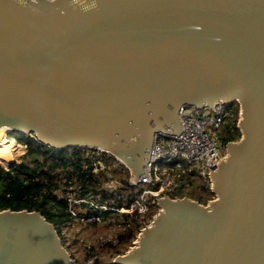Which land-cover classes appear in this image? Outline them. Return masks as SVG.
<instances>
[{
  "label": "water",
  "instance_id": "1",
  "mask_svg": "<svg viewBox=\"0 0 264 264\" xmlns=\"http://www.w3.org/2000/svg\"><path fill=\"white\" fill-rule=\"evenodd\" d=\"M240 106L215 198L157 199L116 264H264V0H0V130L148 175L184 108ZM103 189L112 191L114 182ZM0 264H77L40 212L0 210Z\"/></svg>",
  "mask_w": 264,
  "mask_h": 264
},
{
  "label": "trees",
  "instance_id": "2",
  "mask_svg": "<svg viewBox=\"0 0 264 264\" xmlns=\"http://www.w3.org/2000/svg\"><path fill=\"white\" fill-rule=\"evenodd\" d=\"M227 122L220 128V140L224 145L237 141L242 134L238 127L240 119V106L237 102L228 106ZM14 136L18 144L26 147V153L21 156L20 162H0V210H28L40 212L49 222L53 223L56 231L66 249L67 238L65 229H72L76 217L81 218L83 213L74 214L78 208L88 209V213H96L95 207L90 203L74 204L75 200H94L102 203L104 196L103 184L119 178L121 183L128 185L129 171L114 157L107 153L95 152L88 148L74 147L67 149H54L42 145L35 136L20 131L9 134ZM95 153L105 163V168L94 171L90 157ZM101 156V157H100ZM191 188L182 194L204 205L215 198L210 186L203 180L191 179ZM124 205L119 201L118 207ZM130 206V201L126 204ZM104 220H110L123 228L125 233L140 231L143 228L139 220L140 213H117L115 211L102 212ZM94 226L95 224H85ZM70 253V252H69ZM77 264L80 263L73 255ZM97 253L87 256L83 264L92 259V264H103ZM108 264H116L111 261Z\"/></svg>",
  "mask_w": 264,
  "mask_h": 264
},
{
  "label": "built area",
  "instance_id": "3",
  "mask_svg": "<svg viewBox=\"0 0 264 264\" xmlns=\"http://www.w3.org/2000/svg\"><path fill=\"white\" fill-rule=\"evenodd\" d=\"M228 106L229 104L223 101H217L213 107L193 108L194 111L201 113L200 116L189 108L182 109L180 119L183 129L176 135L164 131L157 135L148 164V175L137 178L127 169L130 173L128 186L135 189L129 196L130 206L123 205L119 208L113 198H107L102 194L103 202L106 201L102 202L99 209L91 202L90 205L97 209L96 213H83L82 220L90 223L102 221L104 220L102 212L111 210L117 213L139 211L142 214L143 211L138 205L145 196L154 198L155 201H152L154 203L157 202V198L165 195L173 199L181 198L182 194L191 188L193 178H201L212 190L211 173L218 169L220 162L228 153L227 144L224 145L215 133V130L227 122ZM97 158L95 153L90 157L95 172L100 171L96 165ZM88 202L81 199L75 200L74 204ZM74 214L77 215L76 210Z\"/></svg>",
  "mask_w": 264,
  "mask_h": 264
},
{
  "label": "rangeland",
  "instance_id": "4",
  "mask_svg": "<svg viewBox=\"0 0 264 264\" xmlns=\"http://www.w3.org/2000/svg\"><path fill=\"white\" fill-rule=\"evenodd\" d=\"M189 109L194 111L193 107H190ZM194 112L198 116L201 115L200 112ZM215 133L217 136L218 134L220 135V129L215 130ZM2 137L7 138L8 142L3 143L0 140V147L2 146L3 148H7L8 152L6 156H0V162H3L5 165L8 163L20 162L21 156L26 153L25 145L18 144L16 138L14 136L10 137L9 134H7V131L0 132V139ZM96 165L99 166L100 170H103L106 166L99 158H97ZM196 179L202 180L201 178ZM108 181L114 182V189L109 191L102 188L103 192L100 196L103 194L104 196H107V198H113L115 205H118L120 200L124 202V205H126L130 201L129 196L131 192L135 189L125 185V183H121L119 178L110 179ZM151 198L152 197L145 196L144 200L140 201V205H138V208L143 211L139 220L142 221L144 227L152 223L153 218L159 211L157 202H152L153 200L155 201V199ZM88 201V203L93 202L98 209L102 204L100 202H94V200ZM144 202L146 204H144ZM78 212L87 213L89 210L87 208H78L76 209V213ZM85 224L95 225L91 227L86 226ZM143 228H141L140 231H130L125 233L123 228H119V226L115 224H110V220L105 221L102 219V221L90 223L83 221L82 218L76 217V223L72 229H65L64 235L67 238V247L69 248V252L73 253L74 257L80 263L83 264L87 256L97 253V256H99L102 263L108 264L111 261L114 262L119 255L125 254L135 246L137 238ZM86 264H92V259H90V261Z\"/></svg>",
  "mask_w": 264,
  "mask_h": 264
},
{
  "label": "bare ground",
  "instance_id": "5",
  "mask_svg": "<svg viewBox=\"0 0 264 264\" xmlns=\"http://www.w3.org/2000/svg\"><path fill=\"white\" fill-rule=\"evenodd\" d=\"M3 131L5 132V131H7V129L4 128V129L0 130V132H3ZM0 140L3 143H7L8 142V139L4 138V137H2ZM7 152H8L7 148H3L2 146L0 147V156H6Z\"/></svg>",
  "mask_w": 264,
  "mask_h": 264
}]
</instances>
